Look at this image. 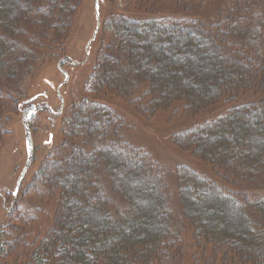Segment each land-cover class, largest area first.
Segmentation results:
<instances>
[{
  "label": "trees",
  "instance_id": "1",
  "mask_svg": "<svg viewBox=\"0 0 264 264\" xmlns=\"http://www.w3.org/2000/svg\"><path fill=\"white\" fill-rule=\"evenodd\" d=\"M110 1L0 264H264V0ZM82 2L0 0V107L22 108ZM157 115L155 155L130 140Z\"/></svg>",
  "mask_w": 264,
  "mask_h": 264
},
{
  "label": "rangeland",
  "instance_id": "2",
  "mask_svg": "<svg viewBox=\"0 0 264 264\" xmlns=\"http://www.w3.org/2000/svg\"><path fill=\"white\" fill-rule=\"evenodd\" d=\"M98 1L101 35L102 32L105 33L102 28L107 15L117 12L114 8L109 12V3H112L110 0ZM134 1L123 0L120 14L129 11ZM96 25L94 0H83L61 52H52V56L39 64L26 81L24 97L20 100L21 103L18 102L22 108L19 109L17 105L13 109L10 105L0 107V229L7 223L13 210L18 211L27 206V200L32 198V194H25L28 184L42 163L51 157V147L56 146L63 134H66L65 122L72 99L69 92L78 93L79 81L93 66L92 49L88 51L87 46L93 38ZM64 57L68 59L67 63H62L59 68L58 63ZM22 104L30 106L26 112H23L25 108L23 109ZM23 118L27 127L23 126ZM148 123L147 132V125L139 123L130 141L135 147H143L157 155L161 146L157 142L159 135L156 133L165 131L168 123L162 115H157ZM27 131L32 138L33 156L14 197L17 179L30 150Z\"/></svg>",
  "mask_w": 264,
  "mask_h": 264
},
{
  "label": "water",
  "instance_id": "3",
  "mask_svg": "<svg viewBox=\"0 0 264 264\" xmlns=\"http://www.w3.org/2000/svg\"><path fill=\"white\" fill-rule=\"evenodd\" d=\"M94 9H95L97 25H96V29H95L94 34H93V38H92V40L90 42H92L94 40V38H95V36H96V34L98 32V29H99V1L98 0H94ZM60 65H61V62L58 63L59 68H60ZM66 80H67V76L65 77V81ZM24 121L25 120L23 118V125H24V127H26V124H25ZM26 130H27V128H26ZM26 133H27V140H28V143H29L30 150H29V153L27 155V160H26L25 166H24L23 170L21 171V173H20V175H19V177L17 179L15 190L13 192V196L14 197L16 196V194H17V192H18V190H19V188L21 186V183H22V181H23V179H24V177H25V175H26V173L28 171V168H29V165H30V163L32 161V156H33V154H32V149H33L32 138H31V136H30L28 131Z\"/></svg>",
  "mask_w": 264,
  "mask_h": 264
}]
</instances>
